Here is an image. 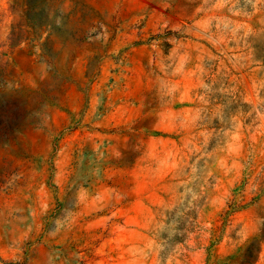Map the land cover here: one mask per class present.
I'll use <instances>...</instances> for the list:
<instances>
[{"label":"rangeland","instance_id":"1","mask_svg":"<svg viewBox=\"0 0 264 264\" xmlns=\"http://www.w3.org/2000/svg\"><path fill=\"white\" fill-rule=\"evenodd\" d=\"M0 264H264V0H0Z\"/></svg>","mask_w":264,"mask_h":264},{"label":"trees","instance_id":"2","mask_svg":"<svg viewBox=\"0 0 264 264\" xmlns=\"http://www.w3.org/2000/svg\"><path fill=\"white\" fill-rule=\"evenodd\" d=\"M252 245V244H251ZM249 247H250V245H249Z\"/></svg>","mask_w":264,"mask_h":264}]
</instances>
